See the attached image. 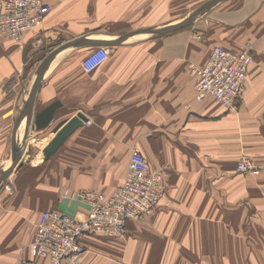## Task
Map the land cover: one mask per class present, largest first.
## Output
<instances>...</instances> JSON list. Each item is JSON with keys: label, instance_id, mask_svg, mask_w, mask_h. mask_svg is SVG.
<instances>
[{"label": "crops", "instance_id": "1", "mask_svg": "<svg viewBox=\"0 0 264 264\" xmlns=\"http://www.w3.org/2000/svg\"><path fill=\"white\" fill-rule=\"evenodd\" d=\"M44 1L51 12L21 41L0 33V173L13 163L15 123L53 50L83 37L114 41L187 18L170 12L169 18H149L164 25L132 28L125 23L142 22L144 7L182 5ZM248 42L254 61L237 108L213 98L196 101L193 69L205 66L218 45L239 52ZM106 47L109 59L90 72L83 61L96 47L58 53L31 117L17 128L23 165L0 185V264L32 257L30 244L44 212L85 218L87 205L65 198V190L113 192L124 183L135 149L164 175V197L151 215L128 222L127 238L84 236L87 251L79 264H263L264 219L252 221L264 215L263 181L239 174L236 166L242 154L264 162V0H224L187 26L138 33ZM78 114L87 121L45 159L46 147ZM36 264L50 262L37 258Z\"/></svg>", "mask_w": 264, "mask_h": 264}, {"label": "built area", "instance_id": "2", "mask_svg": "<svg viewBox=\"0 0 264 264\" xmlns=\"http://www.w3.org/2000/svg\"><path fill=\"white\" fill-rule=\"evenodd\" d=\"M52 6L44 0H0V33L21 41L23 36L42 25ZM253 44L248 42L234 52L221 45L214 47L205 66L194 68L197 76L195 99L213 98L229 110L237 108L250 65L254 61ZM110 50L98 46L83 61L90 72L106 62ZM240 173L255 172L254 162L244 156L237 164ZM164 175L153 170L139 149L133 150L124 183L111 193L95 190H65L63 196L83 202L88 207L85 218L66 212H44L37 221L30 244L31 258L17 264H36L46 258L50 264H79L86 247L81 243L87 235H105L122 239L128 235V222L151 215L164 197ZM1 206V198H0Z\"/></svg>", "mask_w": 264, "mask_h": 264}, {"label": "water", "instance_id": "3", "mask_svg": "<svg viewBox=\"0 0 264 264\" xmlns=\"http://www.w3.org/2000/svg\"><path fill=\"white\" fill-rule=\"evenodd\" d=\"M224 0H210L204 5H202L200 8H198L196 11L192 13L187 19H185L183 22L169 25L160 29H141L134 32L127 33L123 35L118 40H93L88 39L86 37L75 39L71 42H68L66 44L61 45L60 47L53 50L42 62L39 72L37 75V79L35 81V84L29 94V98L26 102L25 108L19 118L17 119L15 123L14 133H13V163L7 170L0 173V185L5 183L8 179V177L11 175V173L18 167L23 165V162L20 161L21 157V151L22 148L18 144V139L16 136V131L19 126V124L22 122V120L25 118V116L31 117L32 111L34 108L36 96L38 93V90L42 84V80L44 78L46 69L54 59V57L63 51L64 49L70 47V46H77V47H98V46H113L117 44H121L122 42L126 41L131 36L138 34V33H154V34H163L168 33L173 30H176L178 28L184 27L189 25L194 21V19L199 16L200 14L208 11L212 7L216 6V4L222 2ZM87 121L86 117L83 114H78L75 118L70 120L55 136V138L50 142V144L46 147L44 154L45 159H49L56 151L57 149L63 144V142L66 140L68 136H70L78 127L84 125V123Z\"/></svg>", "mask_w": 264, "mask_h": 264}, {"label": "rangeland", "instance_id": "4", "mask_svg": "<svg viewBox=\"0 0 264 264\" xmlns=\"http://www.w3.org/2000/svg\"><path fill=\"white\" fill-rule=\"evenodd\" d=\"M208 1H210V0H208ZM208 1H206V0H174L176 5L179 4V5H182V6L166 7V8L144 7L141 10L142 22H137V23L136 22L135 23L127 22V23H125L126 24L125 27H132V28H134V27H137V28H139V27H147V26L159 27V26L164 25V24L150 22L149 18H151V19H154V18L155 19H159V18H165V17L169 18L168 17L169 16L168 13H170V12H171V15L174 14L175 18L177 17L179 20L180 19L184 20L186 17L188 18L190 15H192V13L194 11H196L198 8H200L202 5H204V3H207ZM184 4L187 5V6H184ZM170 9L172 11H169ZM180 13H182L181 16H180ZM204 13H202V14H204ZM202 14H200L199 16H202ZM199 16H197V17H199ZM253 49H254V44H253ZM244 156L248 157L250 160H252L254 162L255 166L257 167V171H255V172H247V173H240L238 170L237 171H238L239 174H242L245 177H248L250 179L256 180L258 178H262L261 180L263 181V183L262 182H261L262 184L260 183V185H262V190L259 193V197L263 201V199H264V162L263 161L261 162V160L259 161L256 158H252V157H250V156H248L246 154H242L241 157L238 159V162ZM238 162H237V164H238ZM236 168H237V166H236ZM253 185H255V184H253ZM252 219H253L252 220L253 222L257 223L259 220H263L264 219V215H259V216L255 215ZM244 236H246V235H244ZM125 238H127V236ZM226 264H228V263H226ZM236 264H251V263L244 261V262H240V263H236ZM254 264H261V263H254Z\"/></svg>", "mask_w": 264, "mask_h": 264}]
</instances>
